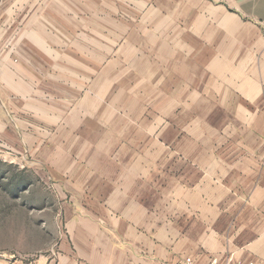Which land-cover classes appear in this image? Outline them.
Here are the masks:
<instances>
[{"label": "rangeland", "instance_id": "374dc122", "mask_svg": "<svg viewBox=\"0 0 264 264\" xmlns=\"http://www.w3.org/2000/svg\"><path fill=\"white\" fill-rule=\"evenodd\" d=\"M164 1L173 10L156 0H0V245L54 256L78 227L107 229L99 205L119 191L151 211L153 183L162 199L165 171L184 168L180 148L207 145L217 116L230 123L220 89L206 106L171 104L172 73L202 60L207 43L198 11L186 21L185 0ZM229 146H218L226 159Z\"/></svg>", "mask_w": 264, "mask_h": 264}, {"label": "crops", "instance_id": "0c3cea01", "mask_svg": "<svg viewBox=\"0 0 264 264\" xmlns=\"http://www.w3.org/2000/svg\"><path fill=\"white\" fill-rule=\"evenodd\" d=\"M156 1L157 9L173 10L170 3ZM185 4L186 21L198 11L206 54L172 73L170 102L206 106L213 97L208 91L220 89L226 93L217 103L226 106L225 123H230L217 116L215 126L208 127L207 145L180 148L184 168L163 173L169 185L163 200L160 179L153 183L151 211L137 195L119 189L99 205L107 229L78 227L71 241L56 245L54 256L47 247L25 241L18 248L16 242L0 245V264H264V0ZM220 143H228L227 152L236 155L223 157ZM161 218H167L162 228Z\"/></svg>", "mask_w": 264, "mask_h": 264}, {"label": "built area", "instance_id": "2783aa9c", "mask_svg": "<svg viewBox=\"0 0 264 264\" xmlns=\"http://www.w3.org/2000/svg\"><path fill=\"white\" fill-rule=\"evenodd\" d=\"M262 166H263V168H264V157H263V159H262ZM180 264H193V263H191V262H189V261H181ZM210 264H214V263L211 262Z\"/></svg>", "mask_w": 264, "mask_h": 264}]
</instances>
